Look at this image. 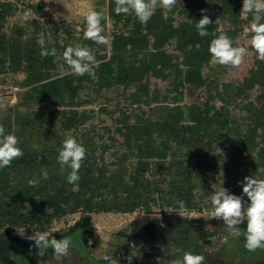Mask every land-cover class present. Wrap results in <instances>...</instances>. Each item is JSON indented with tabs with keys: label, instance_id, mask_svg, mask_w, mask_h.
<instances>
[{
	"label": "trees",
	"instance_id": "1",
	"mask_svg": "<svg viewBox=\"0 0 264 264\" xmlns=\"http://www.w3.org/2000/svg\"><path fill=\"white\" fill-rule=\"evenodd\" d=\"M108 2V15L114 22H123L124 26L134 22L136 29L128 36L120 34L114 38L113 53L110 57L99 56L95 66V79L87 74H72L63 61L56 63L55 58L48 55L46 49L38 43L37 34L40 27L35 19L27 21L23 26H15L9 35H2V22L12 14V8L11 5L0 2L1 59L6 55L5 60H0L1 64H8L10 69L25 74L22 85L29 88L25 92V98L28 104L39 107V110L33 109L28 115L19 116L16 113L14 120L11 116L0 118V125L4 126L6 133L17 136L18 147L23 152V156L13 160L11 166L0 169V264H36L38 258L45 262L52 255L49 250L46 258L39 257L35 248H32L30 253L33 242L12 237L9 231L3 230L6 225L37 227L42 231L45 219L53 215L64 217L77 211H82L84 215L69 226L66 232L53 237H73V249L81 261L93 260L87 249L88 240L93 235L92 213L127 214L141 208L146 218H137L131 222L128 238L137 245L151 242L159 229V221L156 218H148L151 214L150 202L156 203L152 193L160 188L156 187L155 181L144 175L146 172L152 176L159 172L163 177L158 182L167 184L163 195L159 191L160 206L177 211L178 201H184L186 210L197 207V200L192 193L194 184L190 178L194 168L189 170L181 162L165 163L168 153L173 149L189 145L196 147L198 142L204 144V148H201V145L196 149L200 155L204 149L211 151L214 142H220L221 154L226 157L223 165L229 178L226 188L235 195L242 194V186L238 182L243 181L245 176L256 174L259 168L264 166V78L261 82L263 90L257 97L260 105L247 103V111L250 113L247 124L252 126L243 128L238 124L234 125L235 120L231 119L225 110H215L211 106L201 109L200 106L192 104L183 112L178 105L181 94L177 90L181 84L187 83L196 88L205 85L200 57L195 62V68L182 70L179 65L173 63L172 56V59L170 57L163 62L167 57L165 49L154 50L149 55L147 53L150 45L147 29L160 30L163 44L173 45L177 51L182 52V63L185 65L195 57V52L200 53V50H195L194 43L203 37L210 40L216 36L219 32L218 26L210 24L206 29L209 35H199L195 23L202 18L201 12L192 8L186 9L189 19L175 27L172 22H167L162 17L155 19L153 23H136L132 20L134 14L117 15L114 11L115 0ZM240 8L241 4L232 0H218L216 4L218 17L231 26L238 25ZM69 27L68 23L63 24L66 39L62 42L51 38V35L43 36L46 41L50 39L53 42L47 47H55L58 53L75 43L92 49L93 41L75 38ZM143 29L145 33H142ZM43 51H46V54H43ZM131 54L140 56V63L144 64V74L133 70L132 64L137 61L132 62ZM61 67L68 69L69 73L60 75ZM172 73L176 81L174 91H177V94L173 97L166 95L169 102L151 106L150 79L166 81ZM104 87L117 94V98L111 99L119 101V98H123L128 106L134 105L133 97L138 93L142 104L148 107L144 111L141 128L131 134L128 141L119 142L111 128L105 127L104 131L108 134L106 141L99 143L90 131L84 128L91 116L85 110L78 109L85 104H92L103 94ZM135 87L137 93H132L131 90ZM247 90L237 87L235 95L239 97ZM84 92L94 96L82 100L80 94ZM224 93L230 95L227 90ZM217 94L223 101V92ZM119 105L121 104L117 102L116 110L109 112L118 129L122 125V119L131 116L126 108L122 109ZM137 107L132 112L135 117H138L139 113ZM99 112L107 113L106 106H101ZM117 112L119 117L115 118ZM69 133L86 149V158L79 170L80 180L76 184L67 183L66 176L70 170L65 169L62 172L57 160L58 150ZM145 134H148V139H145ZM34 139H38L39 148L33 146ZM255 150L259 161L254 159L246 162L244 155H251ZM130 159L137 160L139 165L130 169L127 164ZM205 159L208 160L207 167L212 166L213 160L209 157ZM197 166L194 176L204 181L205 178L201 177L202 160H199ZM161 169L164 172L160 171ZM243 199L245 203L248 202L246 196ZM48 206L51 208L49 217L46 210ZM204 225L202 219H178L162 230L167 234L175 228L199 232ZM240 229H246V221L240 224ZM238 241L239 252L248 251L244 247L243 238H238ZM191 246L197 248L193 244ZM189 248L190 246L188 250ZM12 255L16 256L15 259L11 258Z\"/></svg>",
	"mask_w": 264,
	"mask_h": 264
},
{
	"label": "rangeland",
	"instance_id": "2",
	"mask_svg": "<svg viewBox=\"0 0 264 264\" xmlns=\"http://www.w3.org/2000/svg\"><path fill=\"white\" fill-rule=\"evenodd\" d=\"M232 1L236 4L240 3L242 8V0ZM0 2L7 3L11 5L12 8V14L2 22V35L11 34L15 26H23L26 23L22 21V14L24 8L29 7L32 12L31 20H37L40 27L37 34L38 40L42 36L51 35V38L62 42L66 39L63 31V24L65 23L69 24L70 32L74 34L75 38H84V14L89 10L102 12L104 16V19L101 21L102 27L104 28L102 34L108 38L109 43L107 45H98L93 42L91 51L96 61H98L99 56H111L113 53L114 38L116 36L120 34L128 36L131 31L136 29V26L133 25L134 22L124 26L123 22H114L109 17L110 7L108 0H0ZM217 2L218 0H192L190 2L178 0L177 4L171 9H164L157 6L149 22L153 23L155 19L162 17V19L167 22H172V25L175 27L179 23L189 19L186 9L192 8L199 12H201V9H206L212 24L218 26L219 32L216 33V35L225 33L231 38L233 46H245L248 48L247 54L238 67L222 66L211 63L208 49L211 40L215 38V36L210 38V40L205 37L197 40L194 43L195 50H200V53L197 54L195 52V57L188 60L187 64L183 65L182 52L177 51L173 45L165 46L161 41L160 30L147 29L149 32L148 40L150 44L147 53L149 55L154 52V50L165 49L167 51V57L163 59V62H165L166 59H170L172 56L173 63L179 65L182 70L195 68V62L200 57L202 75L206 82L205 85L198 88L187 83H183L179 86L177 91L181 94L179 95L181 98L179 99L178 105L182 111L186 112V107L192 104L200 106L201 109L211 106L215 110H225L229 117L235 120L236 123L234 125L238 124L243 128L248 126L251 127L252 125L247 124L250 114L247 111V103L253 102L256 106L260 105L257 97L263 90L261 82L264 78V60L258 59L254 50L247 44L250 33H247L245 29L251 22V14L243 15L240 13L238 25H228L217 15ZM36 10H38V12H36ZM132 20L136 23L139 22L135 17H133ZM143 31H145V29L142 30V33H145ZM71 46L75 47L80 45L79 43H75ZM43 54H46V51H43ZM4 57H6V55L3 56L2 59H4ZM2 59L0 57V60ZM130 59L132 62L137 61V63L132 64L133 70L139 74H144V64L142 65L140 63V56H133L131 54ZM59 73L60 75H65L69 73V70L61 67ZM24 78V73L10 69L8 64L4 66L0 61V118L11 116L14 120L16 113L22 116L28 115L33 109L39 110V107L35 104H28L25 98V92L29 88L22 85ZM175 82L174 74L166 81H162L161 79H150L152 90L151 106L167 102L166 95H168V97H173L177 94V91H174ZM237 87H244L248 90L245 94L238 97V95H235ZM135 90L136 87L131 90L132 93ZM225 90H227V92L229 91L230 95H225ZM221 91L223 92L221 96L223 101H221L217 94ZM114 92L115 91L111 89L108 90L107 87H104L103 94L96 98L92 104H85L78 109V111L85 110L90 114L91 119L87 121L84 128L85 130H89L91 135L94 136L99 143L106 141L108 134L104 131L105 127L111 128L112 133L119 142L128 141L130 135L141 128L142 120L145 117L144 111L148 108L142 104V98L136 91L137 94L133 97L135 101L133 106L125 105L126 103L123 98H119V101L111 99L113 97L117 98V94ZM80 96L81 99L84 100L88 98V96L92 98L94 95L84 92L81 93ZM117 102L121 104L119 105L120 108H126L127 112L131 114L130 118L122 119V125L119 129L115 127L113 117L109 113L110 111L116 110ZM262 103H264V101ZM101 106H106L108 112L100 113L99 108ZM136 107L139 109L138 117L132 115ZM114 117H119L118 112ZM144 136L145 139L149 138L148 134ZM205 141L206 139H204L203 142ZM201 145L202 143L197 142L196 147L189 145L178 149L176 148L175 150L173 149L168 153L165 162H181L189 170H193L194 168L196 171L199 160H202L203 171L201 177L205 178L204 181H200L201 179L194 176V170L190 177L194 184L192 193L197 200L196 208L192 210L185 209L183 213L177 214V211L173 208L160 206L161 193L159 191H161L163 195L164 191L167 189V184L165 182H158V180L163 177L159 172L155 176L147 172L144 174L151 181H155V184H157L156 187L160 188L159 191H153L152 193V197L156 203L150 202L151 214L148 218H156L159 221V229L151 242L145 245H137L128 238L131 233V222L137 218L141 220L146 218V214L141 208L137 209L134 213L127 214L114 212L92 213L91 224L93 227V235L92 238L88 240L87 249L93 260L97 263L88 259L81 261L72 248L70 255L64 258L62 262L57 261L54 256L51 255V258L45 262L40 261L38 258L36 264H105L103 263L105 262L103 260L105 254L118 258V264H128L127 257L131 256L133 252H135L138 257H133L131 264H156L157 257L166 259L165 264H167L168 260L180 258L184 251L190 250L194 253L204 255L205 264H264V250L257 249L255 251L239 252L238 248L240 247V242L238 238L228 237L225 230L226 226L222 219L212 217L209 214L211 209V194L215 191H219L222 187L227 189L226 184L229 178L227 170L223 165L226 157L221 154V143L214 142L212 146L213 151L204 149V152L199 155L197 153L199 151H196V149L200 148ZM33 146L36 148L40 147L38 139H34ZM201 148H204V144ZM121 150H123V148H121ZM106 156H108V154ZM206 157L213 160L212 166L207 167L206 162H208V160H204ZM243 159L246 162L253 161L254 159L259 161V159L256 158V150L252 152L251 155L245 154ZM127 164L130 169H134L139 165V162L135 159H130ZM209 167L212 168L209 169ZM160 171L163 170L161 169ZM251 176L255 179H264V166L260 167L257 173ZM50 209V206L46 209L48 217L51 213ZM83 215L82 211H77L64 217L53 215L51 218L44 220L42 231L37 227H18L16 225H6L3 230L9 231L12 237L19 238L22 237L18 232L22 233L23 231L25 236L32 235L34 232H44L49 236L58 237L66 232L69 226H72ZM178 219L187 221L202 219L205 225L199 232H187L185 229L175 228L171 229L169 234H167L162 230L163 227L174 224ZM238 227L240 228V225ZM226 237L227 239H225ZM133 244L137 247L136 249L131 248ZM192 244L197 248H193L191 246ZM188 246H190L189 250ZM43 258H46V256Z\"/></svg>",
	"mask_w": 264,
	"mask_h": 264
},
{
	"label": "clouds",
	"instance_id": "3",
	"mask_svg": "<svg viewBox=\"0 0 264 264\" xmlns=\"http://www.w3.org/2000/svg\"><path fill=\"white\" fill-rule=\"evenodd\" d=\"M178 0H115V13L134 14L141 24H146L154 15L157 6L164 9H171ZM241 14H251V22L245 29L250 33L247 44L254 50L260 60H264V0H242ZM202 18L195 23L196 30L201 36H208L206 30L212 24L206 9H201ZM32 12L29 7H25L22 14V21L31 20ZM104 19L103 13L96 10H89L84 14L85 29L83 36L86 40L93 41L98 45H107L108 38L103 35L104 28L101 21ZM40 46L46 49L47 54L55 58L56 63L64 62L76 76H88L95 79L96 58L91 49L82 46H68L62 53H58L55 47H47L53 42L45 40L43 36L38 40ZM211 63L222 66L238 67L247 54L248 48L245 46H233L231 38L225 33L216 35L210 42L208 49ZM18 138L13 133H6L3 125H0V169L11 166L13 160L23 156L22 150L18 147ZM86 158L85 147L78 143L71 134L62 141V146L58 150V163L62 172L68 169L66 181L69 184H76L80 180L79 170L82 162ZM242 185V194L235 195L227 189L221 188L210 196L211 209L209 214L212 217L222 219L228 237L243 238L244 247L248 251L264 249V179H255L252 176H245ZM248 202H244V197ZM185 210L184 201H178L177 214ZM246 221V229L241 230L238 226ZM18 234L29 241H32V248L36 249L39 257H44L51 250L57 261H63L70 255L75 246L73 237H63L56 239L49 237L44 232H34L25 236L24 231ZM227 239V237L225 238ZM81 240V237H80ZM131 248L137 247L133 244ZM12 255V259H15ZM133 257H138L135 252L127 257L128 264H131ZM103 260L106 264H118V258L105 254ZM166 259L156 258V264H165ZM167 264H205V256L192 251H184L180 258L167 261Z\"/></svg>",
	"mask_w": 264,
	"mask_h": 264
},
{
	"label": "water",
	"instance_id": "4",
	"mask_svg": "<svg viewBox=\"0 0 264 264\" xmlns=\"http://www.w3.org/2000/svg\"><path fill=\"white\" fill-rule=\"evenodd\" d=\"M183 2H190V1H192V0H182Z\"/></svg>",
	"mask_w": 264,
	"mask_h": 264
}]
</instances>
